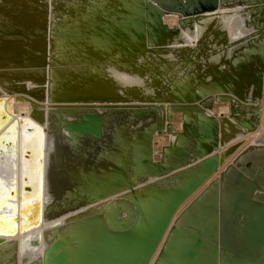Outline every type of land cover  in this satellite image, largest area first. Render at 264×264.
Segmentation results:
<instances>
[{
  "label": "water",
  "instance_id": "95a60500",
  "mask_svg": "<svg viewBox=\"0 0 264 264\" xmlns=\"http://www.w3.org/2000/svg\"><path fill=\"white\" fill-rule=\"evenodd\" d=\"M225 1L0 0V231L11 230L14 225L20 230L29 227L37 218L40 198V140L27 142L30 136L35 139L36 131L24 120L15 119V104L26 103V96L33 95L49 105L168 106H154L156 111L137 121L116 115L105 123L104 134L101 113L84 114L78 123H64L74 114L64 108L56 107L49 115L44 114L48 124L63 129L70 137L94 139L77 148H68L62 133L50 139L51 197L44 215L57 214L56 206L64 197L68 203L78 201L76 211L89 208L82 212L84 216L91 214L86 218L95 217L90 207L132 192L129 203L122 201L107 208L102 221H88L82 227L57 233L43 258L31 264L151 263L177 211L221 165L219 156L206 158L224 136L218 129L220 121L209 117L208 111L215 104L230 103L226 99L233 96L252 106L264 97V0H229L258 15L256 24L247 28L243 44L235 45L237 50L230 53L229 61L238 69L229 75L209 73L203 79L196 62L187 63L189 49L184 50L186 56L163 50L175 45L171 44L174 29L165 23V17L177 14L181 19H196L227 7ZM31 7L34 11L42 7L46 18L7 19L13 14L6 10ZM46 30L44 38L32 36ZM12 33L27 36L5 37ZM131 60L169 63L165 70L154 67L148 73L151 81L162 78L160 86L151 89L153 95L115 91L109 76L97 75L106 65L122 72L118 68H128L126 64ZM36 71L42 76L34 75ZM128 76L143 80L139 75ZM42 87L44 90L39 91ZM31 108L33 117L38 111L33 105ZM254 108L250 114L259 122L261 109ZM175 113L182 114L183 132L175 134L174 142L163 147L160 160L155 161V136L165 133ZM238 124L246 125L247 134L254 130L249 119ZM168 127L172 132L173 126ZM60 145L63 156L57 155ZM105 150L108 155L102 157ZM15 153H20L21 164L14 190ZM88 155L90 173L80 176L78 162ZM254 161L245 162L248 175L239 171L221 184L217 181L191 203L155 264H264V198L255 192L257 188L264 193V177L246 180L256 175ZM74 173L79 178L75 183ZM166 175L171 176L163 183H145ZM17 195L18 205L13 211L7 204L9 196L12 200Z\"/></svg>",
  "mask_w": 264,
  "mask_h": 264
},
{
  "label": "bare ground",
  "instance_id": "6f19581e",
  "mask_svg": "<svg viewBox=\"0 0 264 264\" xmlns=\"http://www.w3.org/2000/svg\"><path fill=\"white\" fill-rule=\"evenodd\" d=\"M11 2L10 3H13V2H17L18 0H10ZM25 1H28V0H25ZM226 3L225 4H227L228 6L227 7H219L218 8V10H216V11H214V12H207V13H204V14H201V15H199L198 17H196V19H188V20H186V19H184V18H182L181 19V17L182 16H180V15H177V14H174V15H171V16H167V17H165V23L167 24V25H169L170 23L172 24V22H171V20H173V19H176V20H178V18H179V26H177L178 25V23L177 24H174L173 26H176V27H171V24H170V28L171 29H174V34L171 36V44H173V43H175V45H176V42H178V44H179V42H180V44H182V45H184V47L183 48H174V46H171V47H169L168 45H167V47L166 48H164L163 50H166L167 51V53H169V52H171V51H173V52H178V54H182V55H185L186 54V51H184V50H187V49H189L190 50V53H191V56H190V60L187 62V63H190V62H193V61H195L196 62V64L199 66V67H201V68H204V70H203V72L204 73H202V74H200L201 76V78H203V79H205L206 78V75L207 74H209V73H214V74H216V75H221L222 74V72H223V65H225L226 66V70H227V72H229V71H231V70H236L237 71V69L238 68H236L235 66H233V65H231V63H230V59H229V56H230V53L232 52H230V50H226V56L224 57V58H222V59H224V60H222L223 62H221L220 63V65H219V68H217V67H215L214 68V66H216L213 62H204V66H201V62H199L200 60L199 59H197L196 58V54H198L199 55V51H201V50H204V49H206L205 47H207V46H209V45H207V46H205L204 44H202V42H200L199 44H198V47L197 48H189V47H186V46H189L188 44H186L185 43V41H184V38H185V33L187 34V33H189V30H192V28H193V26L195 25V24H197L199 27H201V28H203V30H205V32H206V34L208 33V31H210L213 27H214V25L216 24V23H218V20H221V18H226L227 17V13H228V10L232 7V5L230 6V3H232L233 4V2H230L229 0H226L225 1ZM233 5H235V6H237L238 4L237 3H235L234 2V4ZM234 7V6H233ZM232 9V8H231ZM237 10V9H236ZM55 11V10H54ZM53 11V12H54ZM222 11H224V13H221ZM244 11H245V13H246V15H248L249 17V20H247V21H249V23H246V24H242L243 25V27H244V29H245V31H243L241 28H240V25L238 24V23H234L233 24V28L235 29L237 26V30H238V32H240V33H238V36L236 37V38H234L235 39V42L231 45V48L232 47H234L235 45H238V44H243V42H244V39L246 38V36H244V35H246V34H248V32H247V28H249L250 29V27L253 25V24H256V20L258 19V15L256 14V15H253L252 14V10L251 9H248V8H245L244 9ZM6 12H9V13H12L13 15L12 16H10V17H7V19H10L11 21H17V20H25V19H30V18H39V19H42V18H46V16L44 15L46 12H45V10L42 8V7H39V9H35V11H34V7H31V9L29 10H6ZM35 12V13H34ZM36 13H39V14H37L38 16H36V17H34V16H31V15H33V14H36ZM41 13H43V14H41ZM246 15H243V16H245L246 17ZM244 19V18H243ZM243 19H241V20H243ZM211 21V22H210ZM180 22H182V24L180 23ZM181 24V25H180ZM219 24V23H218ZM200 29V28H199ZM46 32H48L47 30L46 31H44V32H42V33H38V32H35V33H32V36H34V37H42V38H44V37H46ZM213 32V31H212ZM214 33H215V31H214ZM206 34H204L205 36V38H207L208 39V36L206 35ZM218 34H220L219 32H217V30H216V38H217V35ZM226 34V33H225ZM19 35H26L27 36V34H24V33H20V34H16V33H12V34H8V37L7 36H5L6 38H17V37H21V36H19ZM222 35V34H221ZM224 35V34H223ZM223 35H222V38L221 39H223L224 37H223ZM218 36H220V35H218ZM227 36V35H226ZM219 39V37L216 39V40H218ZM220 39V41H223V40H221ZM225 39V38H224ZM41 41H44V39H42ZM219 42V41H218ZM26 43V42H25ZM225 43H227L226 45L228 46L229 45V43L228 42H226L225 41ZM214 44H216V42L214 43ZM218 44V43H217ZM225 45V46H226ZM201 46V47H200ZM192 47V46H191ZM230 47V46H229ZM237 49L236 48H234V50L233 51H236ZM203 54V53H202ZM196 55V56H195ZM2 55H0V57H1ZM186 56V55H185ZM3 57V56H2ZM204 57H205V55H204ZM124 60V59H123ZM127 60V59H126ZM204 60H206V57H205V59ZM125 61V60H124ZM136 62H138V63H136ZM199 63V64H198ZM106 64V63H105ZM168 64L169 63H167V62H164L163 60H155V61H152V60H149V61H147V62H142V61H132L131 60V62L129 63H127L126 65H127V67L128 68H126V67H120V68H118V70H121L122 72H115V69L114 68H111V66H108V65H106V66H103V67H105V68H103L101 71H99L98 73H97V75H101L102 77H104V76H106V77H108L109 78V80H110V87L113 89V90H115V91H117L118 89H122V90H124V91H131V92H140V91H144V92H147L148 93V95L147 96H151V95H153L154 94V91H151V89L153 88V87H155V90L160 86V84H161V82H162V78H161V76H158L157 78H154L155 80L154 81H151V79L147 76V75H149L148 73L151 71V70H153V68L154 67H159V68H161L162 70H165L166 68H167V66H168ZM197 66V67H198ZM222 67V68H221ZM200 68V69H201ZM158 69V68H157ZM45 70V69H44ZM43 70V71H44ZM197 70H199V69H197ZM202 70V69H201ZM41 72H43L42 70H40ZM40 71H36L35 72V74L34 75H37V76H42L41 74L42 73H40ZM199 72H201L200 70H199ZM111 73H113L112 75H110ZM129 74H131V75H133V76H135V75H139L140 77H142L143 78V80H139V79H136V78H134V77H130V76H128ZM223 74H225V73H223ZM226 75H227V73H226ZM42 90H44V88L42 87V88H40L39 89V91H42ZM28 97V96H27ZM36 97H38V99H40V97L39 96H36ZM115 97H117V98H120V99H122V100H124V101H127L128 99L127 98H124L123 99V97H121V96H119V95H115ZM29 99H32L33 101H31V100H29L28 99V101L35 107V108H40L41 106H39L37 103H39V104H47V103H41V102H39V100H36L34 97H33V95H32V98H30V97H28ZM227 98H229V97H227ZM27 100V99H26ZM110 100H114V99H110ZM121 100V101H122ZM226 100H229L230 101V103H221V104H229V106H230V113L228 114V116L227 117H225V116H223V117H216V116H210L209 115V117H211V118H215V119H217V120H219L220 121V123H219V128L218 129H221L222 130V132H223V134H224V136H223V141L222 140H218L217 141V148H214L213 150H211L212 152H214L212 155H210V156H208V157H206L207 159L208 158H211V157H214V156H219L220 157V160H221V165H220V167L221 166H223L224 165V163L226 162V161H228L229 160V158L243 145L242 143L243 142H241L240 144H242L241 146H240V144H237V145H235V146H232V147H230V148H228L226 151H223L220 155L219 154H217L218 152H219V150L221 149V148H225V147H227V146H230V145H232V144H234V143H237L239 140H241V139H243V138H245V137H248L249 135H251V134H254V133H256V132H258L259 131V129H260V127H261V119H262V112H263V109H264V106H263V100H264V97H263V100L258 104V105H256V106H252L251 104H247L248 102L247 101H245V100H240V99H238V98H236V97H234L233 96V98H230V99H226ZM34 101H36L37 103H35ZM157 104H160V103H157ZM49 105V104H48ZM118 104H116V106H113V104H110V105H105L106 107H103V108H100V105H98V104H88V105H85V106H82V107H79V106H77V105H75V106H66V105H49L48 106V109H49V112H52V111H54V110H56V107H58L57 109H61V108H64V109H66V110H68L67 112H69L70 114L71 113H74L72 116V119H74V120H71L70 122H68V123H74V122H76V123H78V122H80L81 121V119H82V117H83V115L84 114H88V113H101L102 115V123H103V134H104V132H105V123H110L111 122V119L113 118V117H115L116 115H127L130 119H132V120H140L142 117H149L150 115H151V113L152 112H154V111H156V108L154 107V106H156V107H160V106H157L156 104H151V105H147V104H145V105H142V106H138V105H134L133 103H130L129 105L128 104H123V105H125V106H117ZM109 106H111V107H109ZM113 106V107H112ZM43 107H45V106H43ZM260 108L261 109V115H260V120H259V122H256L255 121V118H254V116L253 115H251L250 113H252V108ZM163 107H162V105H161V108H159V109H162ZM254 108V109H255ZM214 110V107L211 109V110H209L208 112H212ZM241 113H243L244 114V116L242 115L241 116ZM22 115V114H21ZM71 117V116H70ZM22 118V117H21ZM244 118H246V119H249L250 120V122L252 123V127L254 128V130H253V132H250V133H245L244 131H245V128H246V125L245 124H238V122L240 121V120H242V119H244ZM17 120H18V118H17ZM22 120H24V119H22ZM27 120H29V119H27ZM183 120V119H182ZM233 120H236V121H238V122H235V121H233ZM30 121V120H29ZM31 123H32V120L30 121ZM67 122V121H66ZM172 122H173V119H172ZM172 122L171 123H169V124H171L172 125ZM31 123H30V125H31ZM25 124H26V121H25ZM27 125V124H26ZM29 125V124H28ZM30 125H29V127H30ZM34 127V126H33ZM243 131V133H240L241 131ZM119 131H122L123 132V129H119ZM37 132V131H36ZM66 132V131H65ZM167 132H168V134L169 135H172V136H174L175 137V139H176V136H175V134H177V133H173V131L171 132V130H170V128L167 126ZM240 133V134H239ZM45 134V133H44ZM67 134V133H66ZM68 135V134H67ZM160 135H163V134H160ZM39 136H40V134H39ZM38 136V134H37V136H35V139H34V137L33 136H30V138H28L29 140H27V142L28 143H30V144H33L35 141L36 142H38V140H42L43 138L42 137H39ZM47 136V135H46ZM65 136V135H64ZM44 137V136H43ZM76 139L77 138H79V137H75ZM74 137H73V139H75ZM91 139L92 141H88V142H86V143H88V144H90V143H92V142H94V139L92 138V137H88V139ZM66 139H69L70 140V138H66ZM80 139V138H79ZM82 139H84V138H82ZM40 140V145H41V153H43L42 151L44 150L43 148L45 147L44 146V144H45V142L44 141H41ZM45 140V139H44ZM72 140V139H71ZM85 140V139H84ZM50 141V140H49ZM69 142V141H68ZM98 143L97 144H100L101 142L100 141H97ZM83 143V142H82ZM76 144V143H75ZM102 144V143H101ZM69 145V144H68ZM44 146V147H43ZM47 146V145H46ZM79 146H80V144H79ZM78 145H77V147H79ZM76 147V146H75ZM76 147V148H77ZM46 148V147H45ZM61 148H63V147H61ZM68 148H70V147H68ZM72 148H74V147H72ZM64 149V148H63ZM45 151V150H44ZM57 152H58V154L57 155H62L63 153H64V151L63 150H56ZM56 151H54L53 152V154L54 153H57ZM47 152H48V155H49V159L51 160V158H50V148H49V142H48V146H47ZM45 153V152H44ZM45 155V154H44ZM17 156V155H16ZM63 156V155H62ZM103 156H104V154H103ZM19 157V156H18ZM44 159H45V156H44ZM250 159H253V160H255L254 161V170H255V176L254 177H252V178H248V177H246V180H250V181H255V180H262V178L264 177V132L255 140V142H254V144H253V146H251V147H249L245 152H243L242 154H240V156H238L237 157V159L233 162V164L231 165V166H229L228 168H227V170L226 171H228L227 172V175H223L222 177H221V179H218V180H216V181H214V182H212L210 185H209V187L207 188V189H209L215 182H217L218 181V183H220L221 184V182L225 179V178H227V177H231V175H234L235 173H237V172H239V171H242L243 172V174H246V175H248L247 174V171H246V168H245V162H246V160H250ZM19 161H20V159H19ZM83 161V160H82ZM82 161H80V162H82ZM88 161V160H87ZM44 162V161H43ZM20 163H21V161H20ZM41 164V163H40ZM78 164H79V162H78ZM57 166H58V162H57ZM50 167H51V163H48L47 164V175H50ZM219 167V168H220ZM43 168V167H42ZM43 170V169H42ZM87 170H88V168H87ZM182 170H186V168H183ZM219 171V170H218ZM217 171V172H218ZM216 172V173H217ZM215 173V174H216ZM44 174V173H43ZM214 174V175H215ZM229 174H230V176H229ZM213 175V176H214ZM83 176V175H82ZM15 177V176H14ZM44 176L41 174V167H39V181H40V183H39V186H40V191H39V195L40 194H42V192H44V191H42L43 190V186H44V184H43V180H44V178H43ZM170 177V175H166V176H164V177H160V178H157L159 181L158 182H156L157 184H159V183H163L164 182V180L165 179H168ZM212 178V177H211ZM210 178V179H211ZM15 179V178H14ZM46 179V178H45ZM157 179H150V180H157ZM209 179V180H210ZM48 180H49V176H48V178L46 179V184L48 185ZM150 180H146L147 182L148 181H150ZM208 180V181H209ZM146 181H145V183H146ZM167 181H169V180H167ZM207 181V182H208ZM14 182V181H13ZM206 182V183H207ZM150 183V182H149ZM156 183H153V184H155L156 185ZM151 184V183H150ZM49 187V186H48ZM49 189V188H48ZM49 191H51V190H49ZM130 192H132V191H130ZM255 192H256V196H258V197H263L264 198V193H261L260 191H258V189L256 188L255 189ZM44 195V194H43ZM118 196V195H117ZM128 196H130V195H124V196H122V197H120L118 200H115V201H113V203H112V205H115V204H118V203H120V202H122V201H127L128 203L130 202L128 199ZM221 196V195H220ZM74 202V201H73ZM78 203V202H77ZM74 204L73 206H70L68 209H72L70 212H73V211H76V210H74V209H77L78 208V204ZM98 204H96V205H93L94 207H93V209L95 210V212H96V217H97V215H98V212H99V210L97 209V206ZM110 206V205H109ZM185 206V205H184ZM8 207V206H7ZM14 208V207H13ZM103 208V207H102ZM68 209H66V211L63 213V215H67L68 213H69V210ZM92 209V210H93ZM100 209V208H99ZM14 211V210H13ZM184 213V212H183ZM182 213V214H183ZM85 215V213H83V214H80L79 216H77V217H73V218H71V225L70 226H68V227H70V230H72V229H74V228H76V227H82L83 226V222H85L84 220H82L83 219V216ZM176 215V214H175ZM56 216V215H55ZM182 216V215H181ZM180 216V217H181ZM49 217V216H48ZM87 217V216H86ZM95 217V218H96ZM175 217V216H174ZM174 217H173V219H174ZM180 217L179 218H177L176 220H175V222H174V225L172 226V228L170 229V231H169V233H168V236H167V238H166V241L164 242V244H163V247H162V249L164 248V246H165V244H166V242L168 241V239L170 238V236L172 235V233L176 230V228L177 227H179V219H180ZM85 219V218H84ZM98 219V218H97ZM173 219H172V221H173ZM95 220V219H94ZM93 220V221H94ZM103 220V217H100V221H102ZM99 221V222H100ZM172 221H171V223H172ZM171 223H170V225H171ZM228 225H230V226H232L233 225V223H228ZM170 227V226H169ZM169 229V228H168ZM12 232V231H11ZM167 232V231H166ZM166 234V233H165ZM165 236V235H164ZM164 238V237H163ZM47 240V239H46ZM163 240V239H162ZM161 244V243H160ZM5 246V245H4ZM5 248V247H4ZM7 248V247H6ZM162 249H161V251H162ZM158 250V249H157ZM161 251H160V253H161ZM46 252V251H45ZM10 253V252H9ZM160 253H159V255H160ZM45 255V254H44ZM159 255H158V257H159ZM155 256V255H154ZM217 257V259H220V257H219V255H217L216 256ZM158 259V258H157ZM12 260V259H11ZM5 261V260H4ZM152 261V260H151ZM157 261V260H156ZM155 261V262H156ZM10 262V261H9ZM1 264V263H0ZM9 264V263H8ZM14 264V263H13ZM155 264V263H154Z\"/></svg>",
  "mask_w": 264,
  "mask_h": 264
},
{
  "label": "rangeland",
  "instance_id": "374dc122",
  "mask_svg": "<svg viewBox=\"0 0 264 264\" xmlns=\"http://www.w3.org/2000/svg\"><path fill=\"white\" fill-rule=\"evenodd\" d=\"M233 4L230 3V6L232 5V7H231L232 9L230 8L228 10L227 17L226 18H221V20H218L219 24L216 23L214 25V27L210 31H208L207 34H206L205 30H203V28L199 27L197 24H195L193 26L192 30H189V33H187V34L185 33L184 41H185L186 44L189 45V46H186V47L193 48V49L197 48L198 44L200 42H202V44H204V45L206 44L205 46L209 45V46L205 47L206 49L199 51L198 52L199 55L198 54H196L197 56L195 55L196 58L200 60L199 62H201V66H204L203 65L204 62L207 61V62H213L216 65V66H214V68L215 67L219 68L220 63L223 62L222 60H224L222 58H224L226 56L225 55L226 54V50H230V52L234 50L233 47L231 48V45L235 42L234 38H236L238 36V33H240L237 30L238 26L235 29L233 28V24L234 23H238L240 25V28L243 31H245L243 25L246 24V23H249V21H247V20H249V18H248L249 16L246 15V13L244 11V9L246 7L239 6V5L235 6ZM221 13H224V11H222ZM243 15H246V17L243 16ZM241 19H243V20H241ZM178 21H179V18H178V20H176V19L171 20V22H172V24L170 23L171 27L172 28L176 27V26H173V25L177 24V23H178L177 26H179V22ZM170 24H169V26H170ZM216 30H217V32L220 33V34H218L220 36L217 35V38L219 37L218 40H216L217 39L216 38ZM214 31H215V33H214ZM204 34H206L208 36V39L204 37L205 36ZM221 34L222 35L224 34L223 37L225 39L224 38L221 39L222 38ZM244 36H247V34L244 35ZM220 39L223 40V41H220ZM225 41L229 43L228 46L226 45L227 43H225ZM215 42H216V44H214ZM183 47H184V45L180 44V42H179V44L174 46V48H180V49L183 48ZM204 55L206 57V60H204L205 59ZM222 67H223L222 74L225 73V75H226V73H227L229 75L230 71L227 72L226 66L223 65ZM200 68L201 67H199V66L197 67V69H199L201 71L200 74L204 73L203 72L204 68H201L202 70ZM26 98L29 99L27 96H26ZM29 100L33 101L32 99H29ZM34 102L37 103L36 101H34ZM37 104L39 106H41V105L42 106L40 108L39 107L36 108L38 112L36 114H34L33 117H30L31 112H32V108H31L32 104L29 101L26 102V103L15 104L14 110H15V114L17 115L15 119L16 120H17V118H18V120L19 119H24V123L26 121L27 125L28 124L30 125V123H31L30 121L32 120V123H31L30 127H32L33 129H35V131H37L36 135L38 134V136H39V134H40L39 137L43 138L42 140L41 139L40 140L45 142L44 146L46 148L43 146L44 147L43 149L45 151L43 150L42 151L43 153L40 154V161H41L40 163L41 164H40L39 167H41V174L44 176L43 178L46 181V179L49 176V175H47L48 174L47 173V164L51 163V161L49 159L48 152H47V146H48L49 140L52 137H54V136L57 137L59 134L62 133L63 135H65L64 136L65 138H70V140L69 139H67V141L65 140V143H68L69 144L68 147H70V148H72V147L76 148L77 145L79 146V144L81 146L82 142L86 143V142H88V141L90 142L92 140L90 138L86 139V140H84L82 138L73 139L72 137L67 135L68 133L66 134V132L63 129H61L59 127H54V126L48 124L45 121L44 114L49 115L48 114L49 113V109H48L49 105L48 104L44 105V104H39V103H37ZM156 105L157 106H161V104H156ZM43 106H45V107H43ZM113 106H116V105H113ZM117 106H125V105L118 104ZM263 106H264V100H263ZM163 107L167 108L168 106L164 105ZM229 113H230L229 104H215L214 105V110L212 112H208V114L210 116H216V117H220V116L221 117H223V116L227 117ZM72 117L73 116L69 117L66 121L70 122L71 120H74V119H72ZM27 119H29L30 121L27 120ZM66 121H64V123H66ZM168 125H169V123L167 122V126ZM172 126H173V133H182L183 132L182 114H180V113L173 114ZM263 132H264V109H263V112H262L261 127H260L258 132L254 133V134H251L248 137H245V138L239 140L237 143H234V144H232L230 146H227L225 148H221L219 150V152L217 154L220 155L223 151H226L228 148L243 142V145L229 158L228 161H226L224 163L223 166H221L219 168V171L207 183H205L177 211V213H176V215H175V217H174L169 229L167 230L163 240L161 241V244H160L158 250L156 251L155 256L153 257V259H152L150 264H154L155 261L157 260L158 255H159V253H160V251H161V249L163 247L164 242L166 241V238L168 236V233H169L170 229L174 225L175 220L177 218H179L182 215L183 212L186 211V209L191 205L192 202H194L198 198V196H200L205 190H207V188L209 187V185L212 182H214V181H216L218 179H221V177L223 175H227V172H228V171H226L227 168L233 164V162L237 159L238 156H240V154L245 152L249 147L253 146L255 140ZM62 134L60 136H62ZM174 140H175V137L168 134L167 127H166V131H165V133L163 135H156L155 136V139H154V149H155L154 150V159H155V161H159L160 160V153L162 152L163 147L168 146L171 142H174ZM101 143L99 145H103V143L102 144ZM58 150H63L64 151V149L61 148V145L59 146ZM108 152L109 151H106V150L103 151L102 157H106L108 155ZM54 154H56V153H54ZM103 154H104V156H103ZM44 156H45V159H44ZM89 157H91V156L88 155L87 158L85 159V161H84V159H81V161L83 160L82 162L79 161L78 165H79V168H81L80 171H79L80 176H82V175L83 176H88V174L90 173L88 166H86L89 163V161H90ZM19 159L21 161L20 153H15V155H14V165H15V173H14L15 177L14 178L15 179L13 178L14 187L12 188L14 190H15V188L17 186L18 181H19L18 173H19V168H20V164H21ZM55 165L57 166V162L55 163ZM79 168L77 167V170ZM87 168H88V170H87ZM75 176H77L76 173H74V183H75L76 179H79L78 177H75ZM229 176H230V174H229ZM44 180H43L44 186H43V190H42L44 192H42V194L39 195L40 198H39V202H38L39 203L38 204V214H37V218L35 219V222H33L29 227H27L25 229H21L20 230L19 228H17L14 225L15 227L13 226L11 228V230L3 229V230L0 231V250H1L0 252L3 253V255L0 257V263L1 264H8V263L9 264H13V263L14 264H27V263L31 264L33 262H38L40 259L43 258L48 245L51 243V241L54 239V237L57 235V233L70 230V227H68V226H70L72 224L71 223V218L77 217L80 214H83L82 212H84V211L89 209L88 208V209L81 210V211H73V212H69L67 215L66 214L63 215V213L66 211V209H68L70 206H73L78 201L75 200L74 202L68 203L65 200V198L62 197L59 200V202H58V204L56 206L57 207V214H55L56 216L54 215L53 217H51V216L48 217L47 214L44 215V211L47 210L49 199L51 197V191H49L51 189L50 188L48 189V185L46 184V182ZM158 181H159L158 179L155 180V181L154 180L153 181L150 180L148 182L146 181V183L151 185V184L156 183ZM71 193L73 194V192H71ZM130 194H131V192L129 191L127 193L120 194V195L115 196V197H113L111 199H108L105 202H102V203L98 204L97 205L98 206L97 209L99 210V212H98L97 217L95 216L96 217L95 218V217L91 216L89 218H86V216H84L83 219H82V220L85 221V222H83L84 223L83 225H86V223L88 221H90L92 223L99 222L100 221V217H104L105 212H106L105 210L107 208H109L110 206H112L113 201L118 200L120 197H122L124 195H130ZM9 199H10V202L7 204L8 208L15 210L16 206L18 205V201H17L18 195L14 196L12 198V200H11V198L9 196ZM93 207L94 206L90 207V210L93 209ZM93 211H94V209H93ZM40 212H41V214H40ZM95 214H96V212H94V215ZM90 215H87V217L90 216ZM13 223H15V220H14ZM30 229H32V230L29 231L28 233H24L25 230L27 231V230H30ZM25 259L27 260V263L24 261Z\"/></svg>",
  "mask_w": 264,
  "mask_h": 264
}]
</instances>
